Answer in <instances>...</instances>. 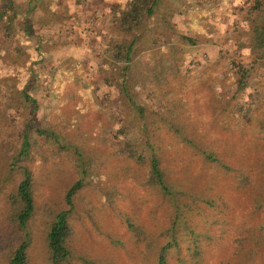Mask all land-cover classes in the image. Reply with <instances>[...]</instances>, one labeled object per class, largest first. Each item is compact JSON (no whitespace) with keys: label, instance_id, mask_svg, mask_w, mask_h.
I'll return each instance as SVG.
<instances>
[{"label":"rangeland","instance_id":"1","mask_svg":"<svg viewBox=\"0 0 264 264\" xmlns=\"http://www.w3.org/2000/svg\"><path fill=\"white\" fill-rule=\"evenodd\" d=\"M16 1L21 21L29 8V30L19 43L8 38L0 22V264H8L18 241L7 238L13 234L9 199L16 177L11 161L32 118L35 123L62 120L75 143L94 157L75 198L66 264L158 263L175 208L150 183L148 163L119 152L120 123L140 119L122 93V82L160 126H152V135L170 181L201 198L190 226L172 239L167 264H264V108L247 122H239L232 108L238 101L232 99L238 77L234 63L253 60L249 27L263 14L264 3L163 0L158 14L138 29L125 74L113 49L124 32L113 20L114 7L120 10L129 0ZM260 63L261 74L264 60ZM253 78L264 81V75ZM28 80L39 104L33 117L20 92ZM251 92L253 87L238 97L250 101ZM193 141L215 145L231 166L199 165ZM49 149L43 161L32 164L39 190L28 264H52L50 224L56 212L68 208L66 189L81 178L75 164L79 153L59 150L55 143ZM137 226L146 234H136Z\"/></svg>","mask_w":264,"mask_h":264},{"label":"trees","instance_id":"2","mask_svg":"<svg viewBox=\"0 0 264 264\" xmlns=\"http://www.w3.org/2000/svg\"><path fill=\"white\" fill-rule=\"evenodd\" d=\"M163 0H129L122 9L114 7L116 15L113 23L117 31L124 32L123 40L114 43V56L124 62L125 74L130 67V61L133 59L134 48L140 33L138 29L146 25L149 19L158 14V10ZM264 3V1H259ZM25 16L21 21L22 11L16 0L4 1L3 7L0 8V22L4 25V30L9 39L21 42V37L26 41L25 35H28V13L29 8L23 12ZM14 24L17 28H14ZM18 24V25H17ZM184 39L193 41L187 35H182ZM42 44L39 41L37 47ZM254 56L250 64L234 63L236 72V89L232 99H238L233 103V116L238 118L239 122H247L253 116V112L259 108H264V81L256 83L253 75H264L259 73V67L262 66L260 60H264V11L263 14L253 17L249 27V43ZM36 78V74L34 75ZM30 80L26 81L20 92L24 100L29 103L32 109V117L38 111L39 104L34 98L27 85ZM254 89L249 96L252 100H240L238 95L246 93L248 88ZM122 93L129 99L134 116L138 117V124H129V122H121L118 132L124 135L121 139L120 154L129 156L127 158H136L139 162L148 163L150 183L158 187L161 194L170 201L173 209L171 217V226L163 233L165 242L161 246L157 264H167L166 255L168 248L174 245L172 239L177 240L176 233L183 232L184 228L190 226V216L196 213L201 207L199 201L193 192L187 191L185 188L178 186L170 181L166 171V159L162 157L160 148L157 147L158 141L153 137V127L159 130L160 126L156 125V121H151V115L146 111L143 105H139L134 101L126 82H122ZM255 93V98H253ZM162 116L161 113H159ZM232 114V113H231ZM33 119V118H32ZM26 123L22 134V143L16 154L13 155L11 161V169L16 177L12 191L10 192V203L12 206V232L7 238L17 241L13 245L9 255L8 264H28L29 246L31 242V221L36 213V194L39 190L37 185L36 173L32 164L36 160L43 161L48 155L49 146L52 143L57 144L59 150L74 149L80 155L77 159L80 163H75L81 173V178L71 184L65 191V200L68 208L55 213L53 221L50 224L47 243L52 264H66L71 257L69 246V238L72 231L71 214L75 207V198L80 188L86 182V175L93 170L94 157L85 153L82 147H79L74 141V133L69 132L65 128L64 123L60 120L51 118L45 123L32 121ZM126 133H130L126 135ZM79 134H82L79 132ZM160 146V145H159ZM82 148V149H81ZM193 149L196 162L201 164H217L218 166H231L230 162L221 155V151L215 146H201L199 141H193ZM42 158H39V157ZM131 156V157H130ZM15 170V171H14ZM110 202L115 201V194H111ZM208 202V200H207ZM190 221V222H189ZM133 223L129 225L134 228ZM135 233L145 235V230L140 226L135 228ZM193 234V229L191 230ZM98 264V263H93Z\"/></svg>","mask_w":264,"mask_h":264}]
</instances>
